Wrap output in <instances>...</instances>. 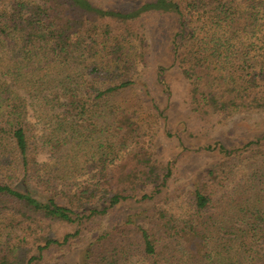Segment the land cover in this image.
<instances>
[{
	"label": "trees",
	"instance_id": "obj_1",
	"mask_svg": "<svg viewBox=\"0 0 264 264\" xmlns=\"http://www.w3.org/2000/svg\"><path fill=\"white\" fill-rule=\"evenodd\" d=\"M160 11L176 19L171 64L191 112L261 118L238 146H205L232 166L185 188L136 148L141 120L116 99L138 83L162 112L133 76L131 29ZM61 248L64 263H48ZM0 264H264V0H0Z\"/></svg>",
	"mask_w": 264,
	"mask_h": 264
},
{
	"label": "rangeland",
	"instance_id": "obj_2",
	"mask_svg": "<svg viewBox=\"0 0 264 264\" xmlns=\"http://www.w3.org/2000/svg\"><path fill=\"white\" fill-rule=\"evenodd\" d=\"M102 7L131 10L145 0H90ZM176 19L171 12H148L135 22L134 31L136 44L141 46L144 56L140 65L133 73L134 78L144 83L153 101L162 109L158 113L151 106L150 98L144 95L137 83L136 88L122 92L116 96L120 104L135 110V115L141 120V138L136 148H143L161 160L158 167L167 162L173 173L169 181L172 187L185 188L195 178L204 175L207 170L220 167L225 157L217 150H203L205 146H213L215 142H223L228 148L238 146L246 141L253 124L260 118L252 115L249 119H226L221 123L209 119H200L190 110L189 84L178 69L171 64L170 39L176 30ZM139 48V47H138ZM160 68V69H159ZM162 70V77L157 72ZM168 95H167V93ZM134 148V147H132ZM44 154V153H43ZM41 154L40 159L45 155ZM125 150L122 153L123 163L131 167L133 162ZM231 167L227 162L223 167ZM119 171V166L115 168ZM226 169V168H225ZM233 172V170H232ZM233 176L228 177L218 192L233 188ZM217 192V193H218ZM127 207L120 208L113 217L119 218L124 212H130ZM69 252L66 248L52 249L46 255L48 263L55 260L64 263ZM64 258V259H63Z\"/></svg>",
	"mask_w": 264,
	"mask_h": 264
}]
</instances>
